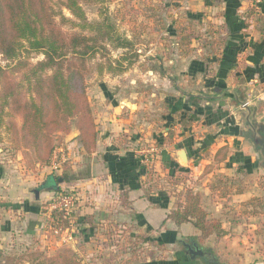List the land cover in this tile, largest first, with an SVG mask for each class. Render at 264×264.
Instances as JSON below:
<instances>
[{
	"label": "crops",
	"instance_id": "0c3cea01",
	"mask_svg": "<svg viewBox=\"0 0 264 264\" xmlns=\"http://www.w3.org/2000/svg\"><path fill=\"white\" fill-rule=\"evenodd\" d=\"M223 5V16L218 21L223 23L226 39L212 76L208 77L209 67L204 60L193 59L184 78L193 82L201 75L205 80L203 87L211 90L214 95L210 98L216 100L218 107L225 108V115L220 114L221 108L212 111L215 109L209 101L205 104L200 101L203 94L195 90V85H199L196 82L189 88L182 86L183 80L175 82L174 93L165 98L169 109L164 116V135L168 140L159 144L162 148L157 160L167 174L173 173L175 165L183 166V173L201 169L203 163H210L212 158L200 154L205 155L207 151L214 154L224 144L230 147L227 169L234 167L243 178L245 173L255 171L252 166L255 156L247 142L225 134V129L234 126L236 115L230 105L234 99L227 96L224 88L246 85L248 94L255 95L259 101L264 116V20H259V16L264 18V3L258 1L253 8L251 0H223ZM193 17L199 15L193 14ZM110 89L106 82L100 83V99L113 108L111 114L108 111L100 114V154L87 158V171L83 179L75 183L81 189L83 200L69 229L72 233L79 232L82 238L75 234L74 240H68L64 233L54 232L44 204V199L52 193L40 192L37 197L33 188L34 179L39 178L36 176L39 163L36 168L29 167L27 175L9 172L12 166L22 169L26 164L25 154L18 152L16 157H7V162L12 163L10 167L4 158L0 161V246L35 242L36 246L41 247V243L43 248L55 251L66 243L84 257L87 264H264V254L252 249L255 244H249L242 234L243 222H232L227 214V201L230 200V204L245 201L247 190L221 198L224 202L218 205L210 200L204 203L210 216L221 218L226 231L222 237L214 234L200 241V231L192 222L177 224L167 219L170 210L177 207L172 192L167 185L153 184L148 166L142 162L144 155L127 148L118 138L120 134L135 138L140 132L133 125V115H124L127 102H120ZM183 121L187 122L186 126ZM191 121L195 123H188ZM198 128L204 136L195 138V133L200 135ZM182 150L187 153V161L180 157ZM56 154L55 151L52 165ZM80 154L82 158L85 156L83 152ZM33 170L38 172L33 173ZM202 200L204 202V196ZM199 249L211 252L214 261L211 263L199 254L193 256L191 251Z\"/></svg>",
	"mask_w": 264,
	"mask_h": 264
},
{
	"label": "rangeland",
	"instance_id": "374dc122",
	"mask_svg": "<svg viewBox=\"0 0 264 264\" xmlns=\"http://www.w3.org/2000/svg\"><path fill=\"white\" fill-rule=\"evenodd\" d=\"M54 1L55 3L58 2V0ZM251 1L254 4L253 8H255L258 0ZM82 5L89 21L110 18L115 23L118 33L127 36L136 43V53L134 56L129 57L131 64L124 59V56L129 54L128 49L114 48L110 44H107L109 53L106 57L98 54L88 61L92 66V73L87 78V96L98 134L95 150L91 154L84 150L79 129L73 120L69 133L58 132L54 135L55 150L57 149V156L54 161L55 164L59 165L57 168L53 167L52 161L48 164H40L32 148L15 149L5 132H3V140L0 142V161L4 158L6 165L10 167L12 163L7 162V157L23 152L26 158L25 166L22 169L17 166H12L11 170L9 168L10 173L11 171L18 172L17 174L20 175H27L28 168H36L37 163H39V172L33 170V173L38 172L37 178L39 176L38 179H34L33 188L35 191L40 190V192L51 191L50 197L44 199L45 206L57 191L81 193V189L75 183H79L87 171V158L93 157L94 154H97V156L100 154L98 150L101 132L100 114H104V111L111 114L113 111L108 102L100 99V83L106 82L110 86V90L118 96L120 102L123 100H125L123 104L127 102V106L123 109L124 115L127 117L133 115V125L140 132L139 136L135 138L124 134H120L118 138L125 142L127 148L136 151L139 155H147L149 160L146 164L149 175L155 181L153 184L157 186L167 185L168 190L172 192L174 206L184 200L187 189L200 193L202 199L204 196L203 206L209 200L215 205H218V202H224L221 198H228L229 194L236 193L237 188L243 189V191L247 190L248 195L245 201L236 200L231 204L230 200L227 201V214L232 222H243L242 234L246 236L249 244H255L251 248L260 254H264V172L261 169H255L253 173H245L243 178L240 177V172L236 171L234 167L227 169L226 161H216V152L212 154L211 151H207L204 153L205 155H200L202 157L209 156V159L211 157L212 161L210 163H203L199 170H189V172L171 176L164 172L160 162L157 161L160 155L152 151V148L157 146L160 152L162 147L159 144L168 140V137L164 135V116L169 109L165 98L167 95L174 93L175 82L178 83L183 80L182 86L187 88L191 87L193 82H196L199 85H195V90L197 89V93L203 94L200 101L203 104L209 101L215 109L212 111L217 112L221 108L220 114L225 115V108L218 107L216 100L210 98L214 95L211 90L203 87L205 80L202 79L201 75H197L193 82L186 81L188 78H184V72L193 59L204 60L209 67L208 77L212 76L214 64L216 63L215 57L221 55L226 39L223 23L221 24L218 21L222 19L224 12L223 0H98L94 3H83ZM63 13L70 19L75 20V17L66 8H63ZM193 14L194 16L199 15V17L194 18ZM59 17H57V20L60 22ZM259 19L264 20L261 16H259ZM60 23L63 29L69 33L91 34L90 30L80 29L70 22ZM42 58V55L32 54L30 61L36 62ZM108 58H112L113 61L120 59L126 68L123 71L113 72L105 69L101 73L95 70L98 62L106 63ZM0 61L3 66L8 64L1 56ZM114 66L117 67L118 64L114 63ZM248 95L253 99L256 98L255 95ZM260 111L262 112L261 108ZM188 123H195V121ZM198 130H200V135L195 133V138L204 136L201 133L202 130L200 128ZM222 138L223 136L219 137L220 140ZM247 145L257 158L258 154L253 151L252 145L248 142ZM81 152L85 153L83 158ZM24 170L27 173L23 174ZM51 175L54 176L55 180L57 178L56 186L43 187ZM59 177H64V181L58 182ZM252 199L255 200L250 202ZM55 217L57 222L62 220L61 213L58 211L55 212ZM65 225L69 226L68 220H66ZM75 234L82 238V235H79L80 233L77 231L73 233L74 238ZM47 236L50 237L49 234ZM112 243L110 244L112 245ZM20 244L14 247L0 246L2 250L0 260L3 259L5 254H24L35 250L42 252V258H46L55 254L60 248H71L66 246V243L55 251L43 248L41 243V247L36 246L35 242L29 244L20 242ZM251 248L249 249L251 250ZM77 258L87 264L84 257L77 254Z\"/></svg>",
	"mask_w": 264,
	"mask_h": 264
},
{
	"label": "trees",
	"instance_id": "16d2710c",
	"mask_svg": "<svg viewBox=\"0 0 264 264\" xmlns=\"http://www.w3.org/2000/svg\"><path fill=\"white\" fill-rule=\"evenodd\" d=\"M95 1L98 0H58L57 3L54 0H0V56L8 62L3 66L0 61V142L5 132L15 149H34L40 164L52 161L56 148L54 135L69 133L73 120L84 150L93 153L98 134L87 96V78L92 73L88 61L98 54L106 57L107 44L128 49L124 59L129 64V57L136 53L134 40L118 33L110 18L88 20L82 4ZM63 8L75 20L67 17ZM58 16L60 22H70L90 30L91 34L65 31ZM32 54L43 58L31 62ZM219 60L215 57V61ZM125 68L120 59L113 61L112 58L95 66L100 73L105 69L113 72ZM183 125L187 122L183 121ZM229 151L228 144L218 148L216 161H226ZM175 168L169 175L184 172L181 165ZM242 192L243 189H236V193ZM167 219L177 224L192 222L200 231V241L226 233L221 219L209 216L201 194L192 189L186 190L184 200L170 210ZM0 264L84 263L72 248H60L46 258H42L39 250L5 254Z\"/></svg>",
	"mask_w": 264,
	"mask_h": 264
},
{
	"label": "water",
	"instance_id": "95a60500",
	"mask_svg": "<svg viewBox=\"0 0 264 264\" xmlns=\"http://www.w3.org/2000/svg\"><path fill=\"white\" fill-rule=\"evenodd\" d=\"M240 86V87H239ZM238 88H232L226 86L227 96L233 100L231 106L234 108L236 120L234 126L230 129H225V134H232L240 137L244 142H248L252 145L253 151L258 154L257 158H253L252 166L254 169H261L264 172V116L260 111L259 101L256 98H251L247 93L248 87L241 86ZM230 103V102H229ZM182 160L187 161V153L182 150L180 153ZM54 180V183L49 185L44 184L43 187L49 186L55 187L56 180L54 176H50L47 181ZM64 181V177H59L58 182ZM36 195L39 197L40 190H36ZM193 256L196 254L205 256L209 262L214 261V255L211 252H205L202 249L196 252L191 251Z\"/></svg>",
	"mask_w": 264,
	"mask_h": 264
},
{
	"label": "built area",
	"instance_id": "2783aa9c",
	"mask_svg": "<svg viewBox=\"0 0 264 264\" xmlns=\"http://www.w3.org/2000/svg\"><path fill=\"white\" fill-rule=\"evenodd\" d=\"M152 151H155L160 155L159 147L154 146L152 148ZM157 154L156 156H158ZM148 160L149 159L147 155H144L142 162L146 164L148 163ZM53 167L57 168L58 166L56 164H53ZM82 199L83 197L81 193L57 191L54 197L49 200L47 204V210L49 212L48 220L50 221L52 228L56 234L64 233L66 235V239H75L71 229L69 228L72 227V224L74 223V214L79 205L82 203ZM57 211L61 213L62 216V220H58V222L55 217V212ZM66 220L69 221V226L65 225Z\"/></svg>",
	"mask_w": 264,
	"mask_h": 264
},
{
	"label": "flooded vegetation",
	"instance_id": "af4514ba",
	"mask_svg": "<svg viewBox=\"0 0 264 264\" xmlns=\"http://www.w3.org/2000/svg\"><path fill=\"white\" fill-rule=\"evenodd\" d=\"M46 183L49 185L50 183H54V180L47 181Z\"/></svg>",
	"mask_w": 264,
	"mask_h": 264
}]
</instances>
